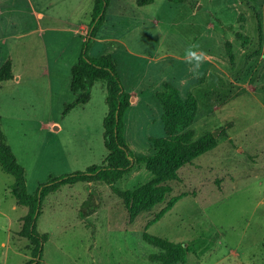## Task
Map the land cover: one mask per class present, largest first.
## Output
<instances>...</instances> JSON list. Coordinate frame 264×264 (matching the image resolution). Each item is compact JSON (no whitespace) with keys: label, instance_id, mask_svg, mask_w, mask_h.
<instances>
[{"label":"rangeland","instance_id":"374dc122","mask_svg":"<svg viewBox=\"0 0 264 264\" xmlns=\"http://www.w3.org/2000/svg\"><path fill=\"white\" fill-rule=\"evenodd\" d=\"M92 8L93 0H0V66L10 59L13 73L1 82V129L31 194L53 177L103 164L107 155L103 81L92 84L88 102L63 114L76 96L70 69L88 38ZM189 48L203 57L197 67L189 63ZM108 51L124 90L140 94L125 113L133 153L151 154L150 138L164 135L154 96L164 82L182 98L195 97L194 138L217 133V144L178 169L168 196L187 195L148 228L165 201L130 221L102 182L63 184L48 193L36 220L37 231L47 234L38 264H155L149 257L159 249L145 233L186 245L182 264L264 263V0L143 6L108 0L87 52ZM152 180L134 163L113 186L133 189ZM13 181L0 167V264L31 258L28 240L18 235L27 207L16 204ZM91 195L98 207L84 214L81 205Z\"/></svg>","mask_w":264,"mask_h":264},{"label":"trees","instance_id":"16d2710c","mask_svg":"<svg viewBox=\"0 0 264 264\" xmlns=\"http://www.w3.org/2000/svg\"><path fill=\"white\" fill-rule=\"evenodd\" d=\"M135 2L138 6H143L152 3L153 0H135ZM107 4L108 0H93L91 21L87 29L88 38L84 40L78 59L70 69L69 89L76 96L72 102L65 104L63 109L65 114L75 105L88 102L92 84L97 80L105 83L107 112L102 124L103 143L107 155L103 164H94L84 171L53 177L47 183L40 184L31 194L26 188L24 167L18 163L6 143L0 122V167L14 178L10 191L16 204L27 207V213L20 219L18 231V235L26 238L30 246L31 258L25 264L39 263L42 244L47 239L46 233L37 231L36 220L40 214L41 201L48 193L56 191L63 184L102 182L121 199L130 221H133L140 213L149 211L165 201V205L146 223L148 228L170 210L181 197L187 195L184 192L168 196L171 192L169 181L177 178L178 169L217 144L211 132L194 138L191 125L197 111L195 97L188 93L185 98H182L176 87L164 82L163 89L154 93L162 108L161 121L164 135L150 138L151 154L137 155L130 150L124 137V126L125 113L130 106L131 95L122 86L117 61L110 52L98 56H90L87 52L91 38L95 36L104 20ZM236 35L241 36L240 32ZM241 38L242 43L246 44L247 40L244 37ZM227 44L230 43L227 42ZM10 78H13V73L11 61L7 59L0 66V87L2 81ZM134 163H142L153 175L151 183L126 190L115 188L114 182L127 173ZM97 207L98 202L91 195L88 201L82 203L80 210L86 214ZM143 238L159 249L158 253L149 257L155 264H182L185 261V253L188 250L186 245L148 233H145Z\"/></svg>","mask_w":264,"mask_h":264},{"label":"clouds","instance_id":"9594fccd","mask_svg":"<svg viewBox=\"0 0 264 264\" xmlns=\"http://www.w3.org/2000/svg\"><path fill=\"white\" fill-rule=\"evenodd\" d=\"M186 55L188 57H191L192 59L189 60V63L192 62V60H194L196 62V64H194V67H197L199 62L202 60V55H197L194 51L191 50V48L186 50Z\"/></svg>","mask_w":264,"mask_h":264},{"label":"crops","instance_id":"0c3cea01","mask_svg":"<svg viewBox=\"0 0 264 264\" xmlns=\"http://www.w3.org/2000/svg\"><path fill=\"white\" fill-rule=\"evenodd\" d=\"M107 6H108V4H107ZM93 9V8H92ZM106 10V9H105ZM89 24V23H88ZM82 26H84V25H82ZM85 28L87 27V29H88V26H84ZM109 52V51H108ZM111 53V52H110ZM112 54V53H111ZM98 81V80H97ZM156 92V91H155ZM154 92V93H155ZM129 93H130V95H131V103H130V106H129V108H131L133 105H136V103L139 101V95L140 94H135V92H133V91H129ZM138 95V96H137ZM155 96V95H154ZM128 108V109H129ZM54 123V122H53ZM56 127V126H55Z\"/></svg>","mask_w":264,"mask_h":264},{"label":"water","instance_id":"95a60500","mask_svg":"<svg viewBox=\"0 0 264 264\" xmlns=\"http://www.w3.org/2000/svg\"><path fill=\"white\" fill-rule=\"evenodd\" d=\"M214 136H216L217 133H212Z\"/></svg>","mask_w":264,"mask_h":264}]
</instances>
